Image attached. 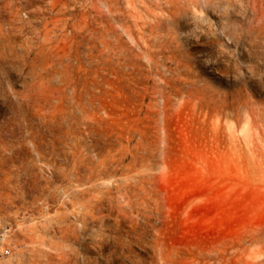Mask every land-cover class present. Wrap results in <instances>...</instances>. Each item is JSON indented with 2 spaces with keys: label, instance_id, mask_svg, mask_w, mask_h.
I'll list each match as a JSON object with an SVG mask.
<instances>
[{
  "label": "rangeland",
  "instance_id": "rangeland-1",
  "mask_svg": "<svg viewBox=\"0 0 264 264\" xmlns=\"http://www.w3.org/2000/svg\"><path fill=\"white\" fill-rule=\"evenodd\" d=\"M0 243L264 264V0H0Z\"/></svg>",
  "mask_w": 264,
  "mask_h": 264
},
{
  "label": "built area",
  "instance_id": "built-area-1",
  "mask_svg": "<svg viewBox=\"0 0 264 264\" xmlns=\"http://www.w3.org/2000/svg\"><path fill=\"white\" fill-rule=\"evenodd\" d=\"M7 253H9V248L0 243V254H7Z\"/></svg>",
  "mask_w": 264,
  "mask_h": 264
},
{
  "label": "bare ground",
  "instance_id": "bare-ground-1",
  "mask_svg": "<svg viewBox=\"0 0 264 264\" xmlns=\"http://www.w3.org/2000/svg\"><path fill=\"white\" fill-rule=\"evenodd\" d=\"M157 4H155V6H156Z\"/></svg>",
  "mask_w": 264,
  "mask_h": 264
}]
</instances>
